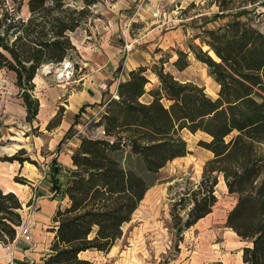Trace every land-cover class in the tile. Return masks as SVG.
Instances as JSON below:
<instances>
[{"label":"trees","instance_id":"16d2710c","mask_svg":"<svg viewBox=\"0 0 264 264\" xmlns=\"http://www.w3.org/2000/svg\"><path fill=\"white\" fill-rule=\"evenodd\" d=\"M234 1L214 0L219 9L216 18L232 11ZM249 1L243 6L259 3L264 7V0ZM99 2L0 0V70L15 75L28 123L40 112V101L33 95L39 70L71 59L77 51L71 34L87 23L91 8ZM25 7L27 16L22 14ZM249 14H232L234 19L221 27L202 30L195 37L200 46L190 44V52L177 51L173 66L178 71L189 67L190 53L208 67L219 86L217 98L209 96L204 87L181 82L166 72L168 61L164 59L151 69L141 66L119 83L116 95L103 105L93 126L100 135L80 138L71 156L72 168L62 173L53 160L51 199L60 204L52 217L54 237L43 264H92L82 255L110 252L145 202L153 186L150 177L189 154L183 131L207 135L209 140L199 146L213 157L204 165L200 183L178 195L172 206L177 233L182 235L212 213L218 201L215 188L222 176L228 193L237 197L226 226L246 241L243 262L264 264V33L250 19H241ZM150 70L158 79L152 90L147 89ZM146 96L150 98L147 102L143 101ZM53 124L54 120L48 129ZM1 160L24 162L16 155ZM185 210L183 219L180 213ZM22 211L18 195L0 187L1 245L16 241L24 223ZM136 246L116 264H140L141 248Z\"/></svg>","mask_w":264,"mask_h":264},{"label":"rangeland","instance_id":"374dc122","mask_svg":"<svg viewBox=\"0 0 264 264\" xmlns=\"http://www.w3.org/2000/svg\"><path fill=\"white\" fill-rule=\"evenodd\" d=\"M247 2L250 1L235 0L231 3L232 11L227 12L224 17L216 18L219 9L214 0H100L91 8L92 15L87 23L71 34L73 43L86 47L77 49L71 55L70 61L75 72L73 81L69 84L57 82L61 74L59 65L50 68L45 66L39 70L33 95L39 99L40 105L42 102L47 105V110L44 113L41 110L31 123L26 121L27 112L15 85V75L0 70V187L7 192H15L23 203L24 226L29 229L27 237L33 235L36 223L34 216L39 210L40 202L52 198L49 174L53 160L58 161L59 169L65 173L70 164V152L75 150L80 138L100 135L93 126L101 115V108L82 107L84 111L73 131L63 141L81 109H76L78 105L75 104L76 95L83 89V82L80 80H87L88 83L94 80L88 76L93 73L92 68L85 65L92 60L83 57L84 54L94 52L96 48L117 49L119 53L111 64L118 69L128 57L124 53L125 46L127 43L133 44L132 53L138 51L141 54L144 67L151 69L160 59H164L168 61L164 64L166 72L181 82L204 87L206 93L215 99L219 86L209 75L208 67L199 62L193 53L189 54L190 65L186 70L178 71L173 63L178 59L177 51L190 52V44L201 45L200 40H195V37L202 30L219 28L234 19L232 14L240 11H249L250 14L241 19H250L264 33V7L259 3L244 7ZM192 3L195 4L194 7H190ZM22 14L28 15L26 7ZM159 26V32L153 36L152 30ZM203 49L206 50V47ZM116 71L120 72L121 67ZM147 76L151 81L147 89L152 90L157 87L158 79L151 70L147 72ZM149 100V96L143 99L145 102ZM72 106L74 111L69 109ZM52 120L53 127L48 129ZM182 136L188 144L189 154L169 163L154 178L150 177L153 186L147 192L145 202L142 201L139 210L133 215L132 221L124 226L122 238L110 252H88L82 255L83 258L90 260L92 264H116L137 245L136 248H141L138 256L140 264H184L189 262L191 255L196 254L194 252H198L201 247L197 244L200 232L191 228L182 235L178 234L175 227L178 219H173L172 206L178 200V195L185 193L188 187H196L200 183L204 165L213 155L199 146L201 141L209 140L207 135L183 131ZM15 155L24 160L23 164L19 161L11 163L1 160ZM215 191L218 202L210 217L209 230L210 239L212 240V233L217 238L214 237L210 242V264H236L242 248L237 249L239 247L234 243L230 249H218V246H214L219 243L218 224L223 226L224 217L234 206L235 200L228 193L222 176ZM187 212L188 210L181 211L180 217L186 219ZM48 226H53L52 220ZM41 230L40 236H49L46 234L49 228L41 227ZM150 230L153 231L152 234L145 236L144 231ZM141 240H145L146 245H142ZM18 241L25 242V239ZM242 245L245 243L242 242L239 246ZM31 247L34 248L35 243ZM3 252L7 254L5 250Z\"/></svg>","mask_w":264,"mask_h":264},{"label":"crops","instance_id":"0c3cea01","mask_svg":"<svg viewBox=\"0 0 264 264\" xmlns=\"http://www.w3.org/2000/svg\"><path fill=\"white\" fill-rule=\"evenodd\" d=\"M160 26L156 27L152 30L154 33L153 36L156 35L157 32H159ZM150 39V38H148ZM148 42H153L152 40H148ZM129 44V43H127ZM76 46V49H86V47L78 46L74 43ZM94 52H88L84 54L83 57L89 58L92 61L91 63H86L85 65H88L92 68L93 73L88 75L90 78L94 79L91 80L89 83L87 80L81 79L80 81L83 82L82 86L83 89L78 92L76 95L75 104L78 105V108L80 109L82 107H94L97 106L98 108L103 109V105L111 98L116 95L117 88L120 82L125 81L128 78V75L131 71L136 70L137 68L143 66V57L141 54H139L138 51H135V53L130 54L124 62H122V66H119L118 69L115 66H112L111 63H113L116 59V56L119 53V50L117 49H104L101 48L100 50L96 48L93 50ZM125 53V52H124ZM85 59V58H84ZM70 60V59H69ZM96 66V67H95ZM121 67V71L118 72L116 70H119ZM121 74V77L119 75ZM94 75V76H93ZM35 85L36 79L34 80ZM70 110H75L72 106L69 108ZM42 110V113H44L47 110V105L42 102L40 111ZM100 110V112H101ZM80 143V141H79ZM79 143L75 145V149L78 147ZM74 151L70 152L69 156V166L67 167L72 168V160L71 156ZM226 185V184H225ZM227 189V188H226ZM12 190H8L10 192ZM13 192V191H12ZM217 196V194H216ZM235 203L233 204L235 206L237 202V197L235 195H232ZM218 199V197H217ZM218 202V201H217ZM216 202V205H217ZM59 202L56 200L51 199H45L40 202L39 204V210L34 216V219L36 221L35 227L32 230V236L25 237V242H19L16 241L12 244V248L15 250V258L18 262H22L24 264H43L46 255L49 252V247L51 244V241L54 237V233L47 232L46 234H49V236H40L42 233L41 227L49 228L50 220H52L53 215L55 214V211L57 210L59 206ZM63 205L66 204V201L62 202ZM234 206L228 210L231 211ZM215 208V207H214ZM213 208V210H214ZM226 213L224 220H223V226H219L218 224V236H219V243H217L214 246H218V249L226 248L230 249L233 246V243L235 246H238L241 249L246 245V241L241 240L239 236L235 234V232L226 226ZM213 214V211L211 214L206 216L205 218L201 219L196 225H194L192 228L196 229L199 233L198 237V243L201 247H199L198 252H194L196 254L191 255L189 262L184 264H210V242L214 239V237L217 238V235L215 233H212V240L210 239V222H211V216ZM53 223V221H52ZM191 229V228H190ZM224 231V233H223ZM218 240V239H217ZM230 240V242H228ZM218 242V241H217ZM237 242V243H236ZM242 242L245 243L243 246H239L242 244ZM35 243V247H31V245ZM4 245L0 244V264H4L8 260V255L4 254L3 250L6 251L5 248H3ZM242 251V249H241ZM239 252L238 259L236 260V264H244L243 262V251ZM223 258V256H221Z\"/></svg>","mask_w":264,"mask_h":264},{"label":"built area","instance_id":"2783aa9c","mask_svg":"<svg viewBox=\"0 0 264 264\" xmlns=\"http://www.w3.org/2000/svg\"><path fill=\"white\" fill-rule=\"evenodd\" d=\"M133 51H134V45L133 44H127L125 46L124 52L127 56H129ZM52 66L53 65H48L47 67L50 68ZM59 66H61V74L58 76L57 82H59V84L71 83L73 81L74 75H75L73 63L69 59H67L63 63H61ZM28 235H29V229L26 228L24 226V223H23V225L18 229L16 241H18L21 238H25ZM5 249H6V252L8 255V260L4 264H24V263L18 262L16 260L15 250H14V248H12V244L5 246Z\"/></svg>","mask_w":264,"mask_h":264},{"label":"water","instance_id":"95a60500","mask_svg":"<svg viewBox=\"0 0 264 264\" xmlns=\"http://www.w3.org/2000/svg\"><path fill=\"white\" fill-rule=\"evenodd\" d=\"M10 192H12V191H10ZM13 193H15V192H13Z\"/></svg>","mask_w":264,"mask_h":264}]
</instances>
